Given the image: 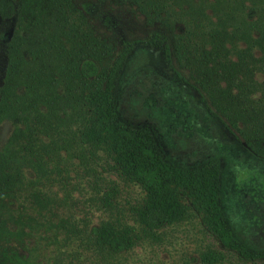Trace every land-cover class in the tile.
Listing matches in <instances>:
<instances>
[{
    "label": "rangeland",
    "instance_id": "obj_1",
    "mask_svg": "<svg viewBox=\"0 0 264 264\" xmlns=\"http://www.w3.org/2000/svg\"><path fill=\"white\" fill-rule=\"evenodd\" d=\"M165 2L169 14L155 17L132 2L76 0L109 63L123 44L135 45L115 81L122 118L151 128L167 159L180 167L218 161L232 230L247 246L263 250L264 164L249 163L247 152L264 157V139L246 128L238 102L264 98V0ZM17 3L0 0V98ZM156 31L168 35L173 52L179 38L207 43L209 66L183 69L173 54L169 67L162 51L144 44ZM241 62L247 66L239 68ZM174 70L189 85L178 82ZM66 108L57 109L40 135L47 144L44 168L24 169L21 186L0 202V228L19 234L9 244L0 235V263L5 247L30 257V264H54L58 257L76 264H206L207 253L219 256L214 264H264L227 249L192 209L183 221L148 236L135 222L144 191L122 174L107 147L81 143L86 124ZM14 130L12 120L0 123V151ZM106 223L134 227L141 241L117 255L87 247L89 232Z\"/></svg>",
    "mask_w": 264,
    "mask_h": 264
},
{
    "label": "trees",
    "instance_id": "obj_2",
    "mask_svg": "<svg viewBox=\"0 0 264 264\" xmlns=\"http://www.w3.org/2000/svg\"><path fill=\"white\" fill-rule=\"evenodd\" d=\"M122 1L141 4L152 10L155 17L169 14L165 0ZM14 14L16 26L7 43L8 65L1 90L0 123L12 120L15 130L9 146L0 151L1 205L23 183L24 169L44 168L47 144L40 135L45 122L56 119L57 109L64 106L77 118L82 117L86 124L81 143L107 147L122 174L144 191L135 222L148 236L155 237L163 227L183 221L192 209L227 249L246 261L264 263V249L244 244L230 226L223 202L220 163L213 160L197 167H180L167 159L151 128H135L122 118L115 81L121 66L134 51V44H123L109 63L76 0H18ZM144 44L162 51L171 68L173 54L183 69L203 68L211 59L206 52L207 43L192 44L188 39L179 38L174 41L173 52L168 35L159 31L153 32ZM240 64L241 69L247 66L244 62ZM221 67L227 75L226 64ZM202 72L206 73L204 69ZM175 74L178 82L189 85L181 72L175 71ZM202 87L208 91L205 85ZM238 107L246 128L255 133V138L263 140L264 98L257 102L240 100ZM247 155L249 163L264 164V157L259 153L248 151ZM1 234L8 244L11 238L19 236L7 227L0 228ZM140 241L134 227L106 223L89 232L86 246L117 255L132 250ZM4 249L8 251L2 252L0 264L31 263L30 257ZM218 260L215 253L203 257L206 264ZM55 261L54 264H76L62 257Z\"/></svg>",
    "mask_w": 264,
    "mask_h": 264
}]
</instances>
